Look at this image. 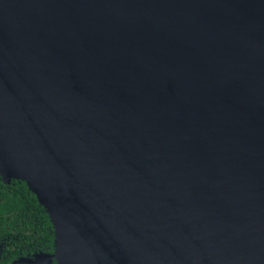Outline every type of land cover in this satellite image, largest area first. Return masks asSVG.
Listing matches in <instances>:
<instances>
[{"label": "water", "instance_id": "water-1", "mask_svg": "<svg viewBox=\"0 0 264 264\" xmlns=\"http://www.w3.org/2000/svg\"><path fill=\"white\" fill-rule=\"evenodd\" d=\"M0 174L12 264H264V0H0Z\"/></svg>", "mask_w": 264, "mask_h": 264}, {"label": "trees", "instance_id": "trees-1", "mask_svg": "<svg viewBox=\"0 0 264 264\" xmlns=\"http://www.w3.org/2000/svg\"><path fill=\"white\" fill-rule=\"evenodd\" d=\"M55 251V226L37 194L26 180L13 178L4 182L0 174V264ZM43 264L59 263L53 257Z\"/></svg>", "mask_w": 264, "mask_h": 264}]
</instances>
